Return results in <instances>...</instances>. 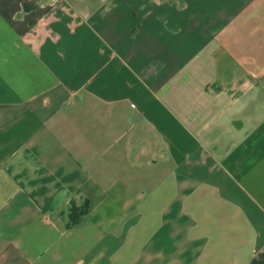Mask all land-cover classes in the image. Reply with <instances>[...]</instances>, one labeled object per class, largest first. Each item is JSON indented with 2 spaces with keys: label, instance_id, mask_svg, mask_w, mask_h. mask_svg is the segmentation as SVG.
<instances>
[{
  "label": "crops",
  "instance_id": "0c3cea01",
  "mask_svg": "<svg viewBox=\"0 0 264 264\" xmlns=\"http://www.w3.org/2000/svg\"><path fill=\"white\" fill-rule=\"evenodd\" d=\"M0 264H264V0H0Z\"/></svg>",
  "mask_w": 264,
  "mask_h": 264
},
{
  "label": "trees",
  "instance_id": "16d2710c",
  "mask_svg": "<svg viewBox=\"0 0 264 264\" xmlns=\"http://www.w3.org/2000/svg\"><path fill=\"white\" fill-rule=\"evenodd\" d=\"M88 210V202L86 201L82 207H71L69 214V221L71 224H76L83 214H85Z\"/></svg>",
  "mask_w": 264,
  "mask_h": 264
}]
</instances>
